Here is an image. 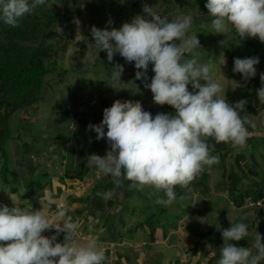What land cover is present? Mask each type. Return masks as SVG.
<instances>
[{
	"label": "rangeland",
	"instance_id": "1",
	"mask_svg": "<svg viewBox=\"0 0 264 264\" xmlns=\"http://www.w3.org/2000/svg\"><path fill=\"white\" fill-rule=\"evenodd\" d=\"M206 3L207 0H46V4L39 7L35 15L36 18L44 20L43 24L33 22L28 16L24 17L19 26L25 30L26 45L38 44L34 40L35 32L42 29L41 57L48 67V72L43 78L37 98L29 105L16 108L4 105L0 108V122L1 119L6 121L5 130L0 126V137L5 134L15 137L17 131L21 132L18 140L9 139L0 147V170L4 164L7 169L6 183L0 178V205L12 207L22 204V207L26 208L31 203V209L38 210L40 205L37 202L38 198L36 201L33 198L49 189L48 192L58 190L59 181L64 179L67 170L70 169L67 167V154L69 155V144L72 145L74 142L70 136H76L78 142L73 146L76 156L71 153L72 161L76 163V159L80 161L84 159L81 156L86 155L84 157L88 169L80 182L76 180L66 182L70 181L74 185L80 183L88 193L91 192L92 186H97L92 190L90 199L96 203L100 201L102 211L105 213L116 215L114 221L116 218L121 221L120 217H126L125 219L133 224L150 213L154 216L153 219L150 218L152 222L156 221L155 218L159 219L151 226V240L148 239L150 242L146 246V251L160 252V247L165 244L163 239L168 237L172 241L181 232L180 244L185 243L186 250L197 248L196 254L186 255L184 262L217 264L216 256L215 259L214 256L208 259L207 263L203 256L204 248L208 247V251L211 250L213 255L217 247L216 254L221 248L222 241H216L210 236L198 239L202 229L190 227L192 221L201 222L199 218L206 211L213 217L211 222L207 219L212 226L205 227L206 231L210 228L228 229L237 221L234 218L238 217V223L248 225L249 235L253 232L255 236V232H258L264 238V199L253 202L241 196L251 193L249 189L251 184L264 192V103L257 99V90L262 86L260 75L264 73V43L256 38L241 40L234 31L225 35L215 34L211 29L212 18L208 16ZM145 5L169 20L192 15V28L189 34L197 35L199 40L197 50L199 62L206 63L209 59L214 62L212 74L223 84L227 103L234 105L242 99L248 101L245 105L246 112L240 113L242 117L247 115L250 121L246 125L249 131L246 147L237 151L230 144H216L214 140H209V144L214 145L212 154L219 156V163L206 169L193 182L190 189L177 187L176 200L170 206L155 204L153 202L155 198H149L148 193L151 191L149 188L143 191L129 190L127 181L121 187H116L111 182L109 188L101 194L100 185H106L111 176L100 173L89 166L87 161L88 156L96 154L103 157L109 150L106 139L96 140V133L88 130V125H99L103 119V110L110 108L116 100L139 101L143 109L150 114L172 109L168 105H156L150 89L145 87V81L150 83L154 75L151 65L147 69L146 77L137 80L135 73L138 70L134 67V62H125L118 53L112 62L107 60L105 52H98L96 55L94 41L90 35L92 26L102 30L112 28L118 30L122 24L131 22L137 15L150 20L151 18L143 11ZM107 9H111L112 12L110 10L109 13ZM109 20L112 21L111 25L108 24ZM10 28L1 23L0 33ZM250 57L259 58L256 75L250 80H244L241 74L233 72V61L235 58ZM116 64L124 68L120 82L111 79L112 69ZM203 83L201 81V84ZM188 90L196 91L192 89L191 84L188 85ZM44 173L51 175L43 179ZM232 182L242 201L238 207L230 197L235 198L234 191H227ZM39 187L45 189L40 191ZM108 193L112 194L109 196ZM93 205V202L87 204L89 214L92 213L89 208L93 209ZM210 206L215 209L208 210ZM162 207H164L162 216L169 215L165 216L166 218L159 217L156 212ZM218 214L220 216H217ZM216 217L218 219H215ZM151 221L148 219V223L141 224L142 228L146 230L145 226H149ZM218 222L222 224L216 225ZM114 225L117 226L118 222L115 221ZM158 228L164 233L161 236ZM184 229L186 231L183 233ZM139 235L140 233L135 232L136 240L141 242L143 239ZM112 236L115 239L117 234L114 233ZM128 238L132 244L133 238ZM208 242L212 249L204 245ZM142 245L144 246L138 243L136 247L140 249ZM175 250L174 246L168 248L172 253L169 255L170 259L173 258ZM165 253L166 248L162 255ZM152 256L153 254L139 264H159L158 260L150 262Z\"/></svg>",
	"mask_w": 264,
	"mask_h": 264
},
{
	"label": "clouds",
	"instance_id": "2",
	"mask_svg": "<svg viewBox=\"0 0 264 264\" xmlns=\"http://www.w3.org/2000/svg\"><path fill=\"white\" fill-rule=\"evenodd\" d=\"M45 4L46 0H0V21L16 28L24 17ZM205 8L215 34L234 31L241 40L256 38L264 43V0H207ZM143 11L150 20L137 15L118 30L92 26L96 55L105 52L112 62L118 53L125 62H134L137 80L146 77L151 65L154 75L150 83L145 81V87L150 89L156 105H168L175 114L157 113L153 117L139 101L116 100L103 110L99 125H88V130L96 133V140L106 139L109 150L103 157L92 154L87 161L100 173L111 176L114 186L121 187L127 181L129 190L149 188V198L154 197L155 204L170 206L176 200L177 187L190 189L206 169L219 163L209 140L230 144L237 151L246 147V125L250 121L240 113L246 112L248 101L227 103L223 84L212 74L214 62H199V40L197 35L189 34L192 15L169 20L147 5ZM258 63V57L235 58L233 72L250 80L256 75ZM123 71V66L116 64L111 79L120 82ZM260 81L257 99L264 103V73ZM189 84L196 91L190 92ZM70 180L81 181L73 176ZM44 198L51 201L52 193L46 191ZM60 204H56L55 214L43 205L41 210H32V204L31 208L29 204L27 208L0 205V264H104L105 252L98 238L89 236L81 243L76 238L78 222L67 214L68 207ZM49 230L63 232L64 242H55V235H42ZM221 235L224 243L217 264H264V238L258 232L252 248L235 243L249 235L248 225H231Z\"/></svg>",
	"mask_w": 264,
	"mask_h": 264
},
{
	"label": "trees",
	"instance_id": "3",
	"mask_svg": "<svg viewBox=\"0 0 264 264\" xmlns=\"http://www.w3.org/2000/svg\"><path fill=\"white\" fill-rule=\"evenodd\" d=\"M130 7H132V5H130ZM110 10L111 9H107V11L109 13H110ZM38 11H39V8L35 11L34 14L28 15V17H30L33 22L36 21V22H39L40 24H43L44 20L42 18L38 19L35 17V15ZM111 12H112V10H111ZM1 23H3V22L0 21V27H1ZM24 31L25 30H23L22 26H18L16 28L7 29L3 33H0V36H1V34H3V36L0 37V108L4 105L5 106H13V108H16V107H19L22 105H29L32 101H34L37 98V94H38L39 89L41 88L42 83H43V78L48 72V67L43 63L42 57H41V55H42L41 54L42 42H43V38H41L42 29L40 28V29L36 30L34 40L36 43L38 42V44H32V45H26ZM159 113H168L171 115L175 114L173 109H171L170 111L161 110ZM151 115L154 117L156 114H151ZM0 126L2 127L3 130H5L6 121L1 119ZM20 133H21L20 130L17 131V134L15 135V137L11 136V135L9 137V135H7V134H5L4 136H1L0 137V147L3 146L7 142V140H9V139L12 141H14L15 139L18 140ZM70 138L72 140H74V142H76V143L78 142V138H76V136H70ZM71 153L74 155L73 145L69 146V155L67 154V159H68L67 160V163H68L67 167H70V169L67 170L65 178H72V176H73L79 180H82L83 176L85 174V171L88 169L87 165L85 164V157L84 156H86V155H82L81 157L84 159H82L80 161H78V159H76L77 162L75 163L74 161H72ZM75 156L76 155H74V157ZM6 171H7L6 165L4 164L0 170V178L5 183L7 181V179L5 177ZM50 175H51L50 173H44L43 179H46ZM247 180L251 181L248 178H247ZM111 182H112V178L110 177L106 181V185H104V184L100 185L99 191L101 194L109 188V185ZM228 187H227L228 192L234 191L235 198H233L232 196H230V197L232 199V202H234V204L238 207V205L240 203H242V201L239 198L240 195H238L236 188L233 187V182L230 183V185ZM249 187L248 188L251 189V191H250L251 193H246L245 195L241 194V196H243V197H245V199L247 198L248 200H251L253 202L264 199V192L262 190H260V189L258 190V188H256L255 185L252 186V184L249 185ZM26 188L27 187H25V188L23 187V189H26ZM92 188L95 189V188H97V186H93ZM98 195H99V193H98ZM89 202H93V204H94L93 209L89 208L90 210H92V213H91L92 216L98 215V214H103L104 216L108 217L107 218L108 221L111 220L112 215H109L108 213H105L104 211H102L103 206L100 203V201L98 203H96L95 201H92L91 199H89L88 203ZM25 205H27V204H25ZM27 207H28V205H27ZM163 209H164V207H162L158 210L157 213H158L159 217H165V216L168 217L169 215L168 216L167 215L162 216L163 215ZM214 209H215L214 207L210 206L208 210H214ZM205 210H207V208ZM150 214L146 215L141 220L139 225H141V224L143 225V224L148 223V219H149V221H151V219H153L154 216H151ZM217 216H220V214H218ZM212 218L213 217H210L209 212L206 211L202 215V217L199 218V219H201V222L192 221V224L190 225V227H192V228L193 227H200L202 229L201 232H199L200 235H198V237H197L198 239L199 238L202 239V237L207 238L210 236L211 238L215 239L216 241H222V244H221V247H222L224 241H223L222 236H220V235L224 229L223 230H213L210 228L207 231L204 229L205 227L209 228L212 226L211 224H209V221L211 222ZM207 219L209 221H207ZM215 219H218V217H216ZM234 219L237 221L235 223L233 222L232 224L233 225L238 224L239 218L235 217ZM218 221H220V220H218ZM155 223L156 222L153 221L151 224H155ZM221 224H222V222L221 223L218 222V224H216V225L220 226ZM202 225H203V228H202ZM248 230L250 231L249 228H248ZM253 234H254L253 232H250V235H248L245 239H243L239 242H235L236 245L238 247L252 248L253 243H254V235ZM262 243H264V239H262ZM209 244H210V242H208V245ZM209 248H211V246ZM216 249H217V247H215V250ZM181 250H180V253H181ZM215 250H214V259L216 256L215 260L217 262L219 259V255H220V249H218V251L216 253L217 255L215 254ZM196 251H197V248L194 247L193 254H196ZM175 252H176V250H175ZM177 256L178 255L175 256V253H174L173 258L175 259Z\"/></svg>",
	"mask_w": 264,
	"mask_h": 264
},
{
	"label": "crops",
	"instance_id": "4",
	"mask_svg": "<svg viewBox=\"0 0 264 264\" xmlns=\"http://www.w3.org/2000/svg\"><path fill=\"white\" fill-rule=\"evenodd\" d=\"M66 180H70V178L64 177L63 180L59 181L60 187L58 188V190L56 192L55 190L50 192L52 193L51 201H48L44 198L46 191H44L42 195H39L38 193L36 195L37 197H34L33 200L36 201L37 198L38 200H40L38 201V203H40L38 210H41L42 207L45 206L51 214H55L58 212L54 209L56 208L55 206L57 203H62L63 206L66 205L69 210L67 214L73 218L74 222H78L79 224V229H78L76 238L82 243L83 240L84 242L86 241L87 237L96 236L98 238V242L104 248L105 257H106L104 264H139L141 263L143 259L150 257L152 254L153 256L150 261L152 263L158 260L159 264H187L186 262H184L186 260L185 257H187L186 255H189V254L194 255L193 251L190 250V248H188L187 250L185 249V243L182 245L180 244V238H181L180 235H182L181 232H180V235L177 234L172 241L168 237H166V239L168 238L167 240L163 239L165 240V244L160 247L161 248L160 252L152 251V250L146 251V246L150 242L148 239L151 238V235H150L152 231L151 223L149 226H145L146 230H144L142 226L139 225L141 222V219L140 221H135L132 224L125 219L126 217L124 218L120 217L121 221H119L116 218L115 221L118 222V225L116 226L114 225V222H115L114 218L116 215L112 214L111 216L112 218L110 221H108L107 220L108 217L104 216L103 214L92 216L91 214L87 212V209H86L88 200L91 198V195L88 193V190L84 189V187H81L80 183L74 185V183H70V181H68L67 183ZM43 188L44 187H39L40 191H42ZM45 188L48 189L46 186ZM48 191H50V189L47 190V192ZM29 199L31 200V197H29ZM29 205H30L29 208H31V203H29ZM50 205H53V206H50ZM20 206H22V204ZM130 218L131 217H129V221H130ZM57 223L60 224L61 227L63 226L62 221H57ZM106 224H108V226H106ZM131 227H133V229ZM157 230L159 231L160 236H161L163 233L162 229L158 228ZM185 231L186 230L184 229L183 233ZM135 232L140 233L139 236L140 238L143 239L141 242H138L136 240L137 237L135 236ZM146 232H148V234ZM114 233L117 234V237H115V239L112 236ZM42 235L45 237H51L55 235L57 238L55 242L57 243L64 242L63 232H56L55 230H49V231L43 232ZM167 235L169 234L167 233ZM103 236H106V237L104 238ZM128 237L133 238L134 242L132 244H131L132 241H130ZM144 240H147V241H144ZM138 243H140V245L144 244V246L143 245L140 246V249H139L136 247ZM170 246L176 247L175 256L176 255L178 256L175 259L169 258V255H172L168 251V248ZM165 248H166V253L162 255L163 251H165ZM204 249H205V254H203V256L204 258H206L207 263H208V259L212 258L213 255L211 254V250L208 251V247ZM180 250H181V253H180ZM145 254L147 255L144 258ZM139 256L140 258H138ZM191 263H193V261H191Z\"/></svg>",
	"mask_w": 264,
	"mask_h": 264
},
{
	"label": "built area",
	"instance_id": "5",
	"mask_svg": "<svg viewBox=\"0 0 264 264\" xmlns=\"http://www.w3.org/2000/svg\"><path fill=\"white\" fill-rule=\"evenodd\" d=\"M59 206H61V204L59 203Z\"/></svg>",
	"mask_w": 264,
	"mask_h": 264
},
{
	"label": "bare ground",
	"instance_id": "6",
	"mask_svg": "<svg viewBox=\"0 0 264 264\" xmlns=\"http://www.w3.org/2000/svg\"><path fill=\"white\" fill-rule=\"evenodd\" d=\"M68 160V159H67Z\"/></svg>",
	"mask_w": 264,
	"mask_h": 264
}]
</instances>
